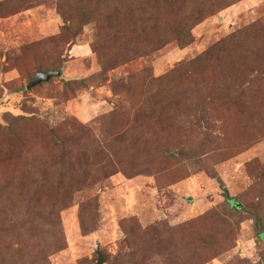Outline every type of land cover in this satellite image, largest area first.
Listing matches in <instances>:
<instances>
[{
  "label": "rangeland",
  "instance_id": "obj_1",
  "mask_svg": "<svg viewBox=\"0 0 264 264\" xmlns=\"http://www.w3.org/2000/svg\"><path fill=\"white\" fill-rule=\"evenodd\" d=\"M99 258L264 264V0H0V264Z\"/></svg>",
  "mask_w": 264,
  "mask_h": 264
},
{
  "label": "water",
  "instance_id": "obj_2",
  "mask_svg": "<svg viewBox=\"0 0 264 264\" xmlns=\"http://www.w3.org/2000/svg\"><path fill=\"white\" fill-rule=\"evenodd\" d=\"M59 76L60 75V71L59 70H46V71H42V70H37L34 72L33 77H31L28 82L25 84V88H29L41 81H46L48 80L51 76ZM96 264H101V259L99 258L96 261Z\"/></svg>",
  "mask_w": 264,
  "mask_h": 264
},
{
  "label": "trees",
  "instance_id": "obj_3",
  "mask_svg": "<svg viewBox=\"0 0 264 264\" xmlns=\"http://www.w3.org/2000/svg\"><path fill=\"white\" fill-rule=\"evenodd\" d=\"M204 54H206V53L204 52ZM231 203H232V205H234L235 208H237L239 206L238 203H233V202H231Z\"/></svg>",
  "mask_w": 264,
  "mask_h": 264
}]
</instances>
